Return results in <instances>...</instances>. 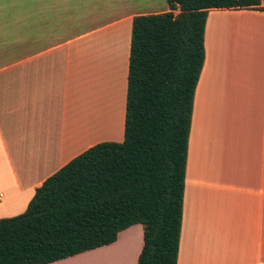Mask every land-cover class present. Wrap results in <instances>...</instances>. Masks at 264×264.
<instances>
[{"label":"crops","instance_id":"crops-1","mask_svg":"<svg viewBox=\"0 0 264 264\" xmlns=\"http://www.w3.org/2000/svg\"><path fill=\"white\" fill-rule=\"evenodd\" d=\"M158 1L0 0V218L89 147L121 142L131 19L165 12ZM203 51L176 264H264V11L209 10ZM139 227L49 264H135Z\"/></svg>","mask_w":264,"mask_h":264},{"label":"trees","instance_id":"trees-1","mask_svg":"<svg viewBox=\"0 0 264 264\" xmlns=\"http://www.w3.org/2000/svg\"><path fill=\"white\" fill-rule=\"evenodd\" d=\"M130 23L122 140L78 154L0 218V264H49L113 243L140 225L135 264H176L193 93L212 9L260 0H165ZM177 11L176 14H173Z\"/></svg>","mask_w":264,"mask_h":264},{"label":"rangeland","instance_id":"rangeland-1","mask_svg":"<svg viewBox=\"0 0 264 264\" xmlns=\"http://www.w3.org/2000/svg\"><path fill=\"white\" fill-rule=\"evenodd\" d=\"M153 9H157V11H161L162 9H164V11H167L165 0H159L158 3L153 6ZM176 13L177 11L173 12V14H176ZM179 234H180V231H179Z\"/></svg>","mask_w":264,"mask_h":264}]
</instances>
